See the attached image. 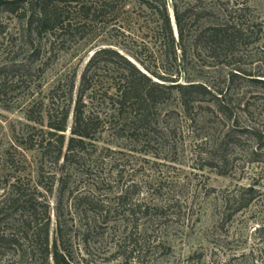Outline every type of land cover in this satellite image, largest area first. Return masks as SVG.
Returning a JSON list of instances; mask_svg holds the SVG:
<instances>
[{"label":"rangeland","instance_id":"obj_1","mask_svg":"<svg viewBox=\"0 0 264 264\" xmlns=\"http://www.w3.org/2000/svg\"><path fill=\"white\" fill-rule=\"evenodd\" d=\"M173 2L194 13L184 18L185 77L176 83L189 77L209 92L183 96L174 89L156 104L152 121H108L103 93L125 72L101 58L90 79L95 97L83 102L102 121H93L70 161L64 154L73 106L94 49L50 51L44 39L34 56L20 22L0 9V201L17 176L43 193L52 186L45 194L48 250L57 239L74 264H264V0ZM214 3L222 11L206 15ZM169 13L171 19V7ZM225 18L242 36L227 54L212 57L196 36L210 19ZM57 105L69 114L55 162L28 137L50 130L48 113ZM39 110L41 123L27 118ZM9 213L0 212V264H45L32 229L29 242L19 241L28 253L21 261L22 248L7 240L18 227ZM47 260L54 264L52 253Z\"/></svg>","mask_w":264,"mask_h":264},{"label":"trees","instance_id":"obj_2","mask_svg":"<svg viewBox=\"0 0 264 264\" xmlns=\"http://www.w3.org/2000/svg\"><path fill=\"white\" fill-rule=\"evenodd\" d=\"M218 6L219 3L209 6L205 14L217 15L222 11ZM170 7L176 35L178 32L177 43L172 32ZM0 9L12 13L20 22V37L34 56L40 54L44 39L49 43L50 51L56 45L68 51L71 44H77L79 48L86 46V51L94 49L81 73L80 92L73 106L72 136L64 154L67 161L72 160L76 149L83 148L84 139L90 138L93 121H102L92 110H85L86 103L83 102L84 97L90 101L95 97L90 79L92 69L101 58L120 62L125 72L118 83H113L103 93L105 101L111 104L108 121L124 120L134 124L152 121L156 104L172 90L183 96L197 93L199 89L207 91L203 84L189 77H186L187 84L176 83L185 77L184 67L179 62L185 55L184 18L194 13L180 10L173 0H0ZM209 22L196 39L201 40L202 48L212 57L227 54L242 36L241 30L226 18L222 21L210 19ZM190 101L185 99L183 103L187 105ZM40 112L38 116L27 115V118L33 123H41ZM68 114L69 108L65 105L51 108L48 113L50 130H39V138L28 137L33 148L43 153L51 151L55 162L61 156ZM27 127L35 130L34 126ZM54 178L52 175L51 184ZM37 186L22 183L17 176L6 188L0 201V212L6 210L18 217L17 232L7 240L22 248L19 258L23 261L28 253L23 248L26 243L19 241L29 242L28 232L32 229L36 254L43 263L49 264L47 258L52 253L54 264H74L64 251H60L57 239L53 251L48 250L50 220L45 194L52 192V186L45 188L44 193Z\"/></svg>","mask_w":264,"mask_h":264},{"label":"water","instance_id":"obj_3","mask_svg":"<svg viewBox=\"0 0 264 264\" xmlns=\"http://www.w3.org/2000/svg\"><path fill=\"white\" fill-rule=\"evenodd\" d=\"M172 16H173V14H172ZM172 16H171V23H172V25H173V20H172ZM174 30H175V28H174ZM129 59V58H128ZM130 61H132L131 59H129ZM134 64H135V62L134 61H132Z\"/></svg>","mask_w":264,"mask_h":264},{"label":"bare ground","instance_id":"obj_4","mask_svg":"<svg viewBox=\"0 0 264 264\" xmlns=\"http://www.w3.org/2000/svg\"><path fill=\"white\" fill-rule=\"evenodd\" d=\"M172 20H173V18H172ZM173 24H174V22H173ZM174 28H175V25H174ZM176 32V31H175Z\"/></svg>","mask_w":264,"mask_h":264}]
</instances>
